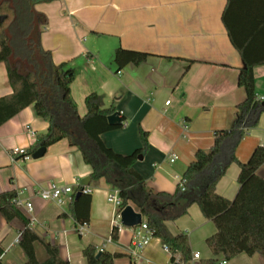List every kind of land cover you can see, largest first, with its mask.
I'll list each match as a JSON object with an SVG mask.
<instances>
[{
	"label": "crops",
	"instance_id": "1",
	"mask_svg": "<svg viewBox=\"0 0 264 264\" xmlns=\"http://www.w3.org/2000/svg\"><path fill=\"white\" fill-rule=\"evenodd\" d=\"M227 0H54L35 4L47 23L40 34V46L50 53L51 62H70L76 76L70 86L79 116L86 112L83 100L96 93L99 107L113 106L123 128L100 135L113 152L130 155L142 147L140 130L146 133L147 148L133 169L155 192L173 194L182 174L197 150H209L213 133L228 129L235 107L245 93L237 84L242 59L231 45L221 16ZM145 53V61L116 69V49ZM256 96L264 99V65L253 69ZM12 93L6 69L0 63V98ZM48 123L37 117L32 106L0 126V193L13 191L21 202H30L27 213L34 233L57 245L58 255L68 264H86L82 250L88 245L124 256L114 264H166L163 243L152 238L137 257L129 256L132 229L122 227L116 242L107 243L115 214L108 203L110 187L103 179L86 185L91 170L81 154L62 140L46 148L39 159H13L11 149L29 151L37 137L47 133ZM33 133V136L30 135ZM264 144V114L256 128L245 134L235 150L236 159L246 162L254 148ZM172 155L176 159L170 162ZM239 168L231 164L216 185V192L232 200L237 192ZM264 179V164L257 170ZM56 183L76 190L90 189L89 218L74 220L69 202L58 206L44 202L38 193ZM188 216L189 221H182ZM175 221L166 222L172 235L188 231L191 256L199 261L214 257L205 240L215 233L196 205ZM32 221V222H31ZM143 221V220H142ZM87 223L84 235L76 226ZM171 223H178L172 230ZM22 223H7L0 215L2 264H24L26 257L18 246ZM39 262L46 259L40 244H34ZM99 252V251H98ZM227 264H264L259 255L241 254Z\"/></svg>",
	"mask_w": 264,
	"mask_h": 264
},
{
	"label": "trees",
	"instance_id": "2",
	"mask_svg": "<svg viewBox=\"0 0 264 264\" xmlns=\"http://www.w3.org/2000/svg\"><path fill=\"white\" fill-rule=\"evenodd\" d=\"M54 0H0V63L6 69L12 93L0 98V126L22 110L32 106L37 117L48 123L47 133L37 137L36 145L27 151L31 155L39 147H49L66 140L70 148L77 150L83 162L90 167L86 185L103 179L111 191H117L118 210L131 206L142 216L152 238L159 239L171 252L179 253L183 264L191 259L188 236L185 233L172 235L166 222L175 221L196 205L202 216L212 222L215 233L205 240L214 257L226 261L244 254L259 255L264 259V179L257 170L264 164V144L252 151L249 159L241 163L235 150L243 136L257 127L264 114V99L256 96L253 69L264 65V0H227L221 21L227 37L243 62L237 84L244 90L245 98L235 107L228 129L213 133V144L209 150H197L193 160L182 174L184 190L177 185L173 194L155 192L142 176L133 169L137 156L147 148L146 133L140 130L142 147L130 155H120L107 147L100 135L123 128L121 123L110 126L107 117L115 113L113 106L99 107L96 93L88 94L84 100L86 112L79 116L72 99L70 86L76 72L70 62L55 65L50 53L40 46L39 26L46 25V17L34 10L35 4ZM148 57L145 53L115 50L113 61L120 71L128 64H139ZM231 164L239 168L238 189L232 200L216 192V185ZM82 187L76 189V193ZM76 193L69 202V215L74 219H87L90 212V196ZM13 191L0 193V215L9 223L19 220L23 228L19 232L18 246L23 251L24 264H68L60 259L57 245L40 239L30 227L27 219L13 200ZM112 242L118 239L116 228L110 232ZM43 248L46 259L39 262L34 244ZM88 245L82 250L86 264H114L124 256ZM3 248L0 243V264ZM199 264H216V259Z\"/></svg>",
	"mask_w": 264,
	"mask_h": 264
},
{
	"label": "built area",
	"instance_id": "3",
	"mask_svg": "<svg viewBox=\"0 0 264 264\" xmlns=\"http://www.w3.org/2000/svg\"><path fill=\"white\" fill-rule=\"evenodd\" d=\"M31 136H33V133H30ZM10 155L13 159L19 158L22 160H28L30 159V155L27 154V151L24 149H18L14 148L11 149ZM174 159H176L175 155H172L170 158V162H173ZM179 187L181 190H184V183L180 182ZM77 189V188H76ZM76 193V190L72 189L68 186H60L56 183H52L48 185V187L43 188L39 193L38 197L41 201L44 202H54L58 206H63L66 202H70L72 200V197ZM79 195H87L90 193V189L87 187L81 188L76 194ZM107 201L110 203L114 209L115 214L112 220V228L117 229V233L121 230L123 227L120 224V212L121 210H118L120 205V199L118 198L117 191H111L107 195ZM14 205L19 209H24L27 213H31L33 210L32 204L30 202H21L17 198L13 200ZM32 222V221H31ZM132 229V237L130 242V248H129V256L130 257H137L138 254L145 248V246L150 242L152 239V236L144 223H140V225L131 228ZM87 230V223L82 222L79 225L76 226V233L79 236L84 235V233ZM107 243L111 242V237H108ZM104 248V245H101L99 248V251L102 252ZM163 251L168 255V262L166 264H183L182 257L179 253H173L169 249L167 245H163L162 247ZM199 255L197 253H194L191 256L190 261L188 264H199ZM218 264H227V261L225 259H222L219 261Z\"/></svg>",
	"mask_w": 264,
	"mask_h": 264
},
{
	"label": "water",
	"instance_id": "4",
	"mask_svg": "<svg viewBox=\"0 0 264 264\" xmlns=\"http://www.w3.org/2000/svg\"><path fill=\"white\" fill-rule=\"evenodd\" d=\"M107 123L110 126H116L119 125L121 123L120 118L118 116V113L115 112L111 115H109L107 117ZM46 148L45 147H39L38 149H36L32 154H31V159L35 160V159H39L41 157H43V155L45 154ZM138 160L142 159L141 155L137 156ZM79 193L76 194V199L79 197ZM142 222V216L140 213L134 211V209L131 206H126L124 209L121 210L120 212V224L123 227L126 228H134L138 225H140V223ZM101 252H97L96 254V258H98L100 256Z\"/></svg>",
	"mask_w": 264,
	"mask_h": 264
},
{
	"label": "rangeland",
	"instance_id": "5",
	"mask_svg": "<svg viewBox=\"0 0 264 264\" xmlns=\"http://www.w3.org/2000/svg\"><path fill=\"white\" fill-rule=\"evenodd\" d=\"M44 27H45V25L44 26L43 25L39 26L40 32H42ZM182 219H183L182 221L186 222V221H189L190 218H188V216H184ZM178 225H179L178 223H171L170 227H171L172 230H176ZM183 232H185V234L188 235V231H183Z\"/></svg>",
	"mask_w": 264,
	"mask_h": 264
}]
</instances>
